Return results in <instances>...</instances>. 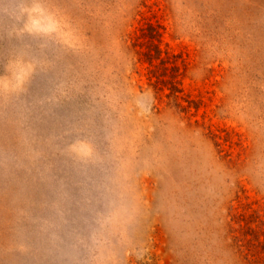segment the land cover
Returning <instances> with one entry per match:
<instances>
[{
    "label": "rangeland",
    "instance_id": "rangeland-1",
    "mask_svg": "<svg viewBox=\"0 0 264 264\" xmlns=\"http://www.w3.org/2000/svg\"><path fill=\"white\" fill-rule=\"evenodd\" d=\"M3 81L0 264H264V0H0Z\"/></svg>",
    "mask_w": 264,
    "mask_h": 264
},
{
    "label": "clouds",
    "instance_id": "clouds-1",
    "mask_svg": "<svg viewBox=\"0 0 264 264\" xmlns=\"http://www.w3.org/2000/svg\"><path fill=\"white\" fill-rule=\"evenodd\" d=\"M10 15L17 21L22 23V27L19 29V34H41L46 33L49 29L46 26L45 12L37 4L30 7L23 5H16L10 10ZM15 69V77L19 82L26 74V69L19 65V63L13 65ZM0 86L4 88L9 87L8 81L0 82Z\"/></svg>",
    "mask_w": 264,
    "mask_h": 264
}]
</instances>
